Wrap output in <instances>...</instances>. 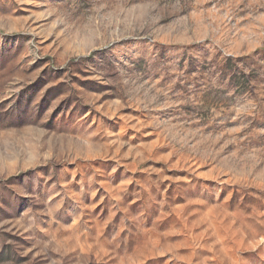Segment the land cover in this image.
<instances>
[{"label":"rangeland","instance_id":"obj_1","mask_svg":"<svg viewBox=\"0 0 264 264\" xmlns=\"http://www.w3.org/2000/svg\"><path fill=\"white\" fill-rule=\"evenodd\" d=\"M0 264H264V0H0Z\"/></svg>","mask_w":264,"mask_h":264}]
</instances>
